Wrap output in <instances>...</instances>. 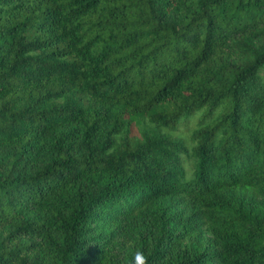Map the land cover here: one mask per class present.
Listing matches in <instances>:
<instances>
[{
    "label": "trees",
    "instance_id": "1",
    "mask_svg": "<svg viewBox=\"0 0 264 264\" xmlns=\"http://www.w3.org/2000/svg\"><path fill=\"white\" fill-rule=\"evenodd\" d=\"M264 0H0V264H264Z\"/></svg>",
    "mask_w": 264,
    "mask_h": 264
},
{
    "label": "rangeland",
    "instance_id": "2",
    "mask_svg": "<svg viewBox=\"0 0 264 264\" xmlns=\"http://www.w3.org/2000/svg\"><path fill=\"white\" fill-rule=\"evenodd\" d=\"M262 73H263V75H264V68H263V70H262Z\"/></svg>",
    "mask_w": 264,
    "mask_h": 264
}]
</instances>
